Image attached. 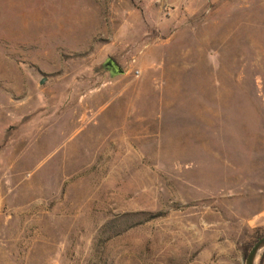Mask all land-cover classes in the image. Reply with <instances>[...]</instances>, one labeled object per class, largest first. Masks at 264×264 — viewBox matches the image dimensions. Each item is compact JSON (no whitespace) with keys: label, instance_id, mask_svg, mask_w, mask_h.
<instances>
[{"label":"rangeland","instance_id":"rangeland-1","mask_svg":"<svg viewBox=\"0 0 264 264\" xmlns=\"http://www.w3.org/2000/svg\"><path fill=\"white\" fill-rule=\"evenodd\" d=\"M262 235L264 0H0V264H244Z\"/></svg>","mask_w":264,"mask_h":264},{"label":"water","instance_id":"water-1","mask_svg":"<svg viewBox=\"0 0 264 264\" xmlns=\"http://www.w3.org/2000/svg\"><path fill=\"white\" fill-rule=\"evenodd\" d=\"M109 68L110 76L123 73V70L110 58L103 62ZM264 252V235H262L249 249L244 264H257L260 255Z\"/></svg>","mask_w":264,"mask_h":264},{"label":"flooded vegetation","instance_id":"flooded-vegetation-1","mask_svg":"<svg viewBox=\"0 0 264 264\" xmlns=\"http://www.w3.org/2000/svg\"><path fill=\"white\" fill-rule=\"evenodd\" d=\"M106 69H108V71H109V68L108 67H105Z\"/></svg>","mask_w":264,"mask_h":264},{"label":"trees","instance_id":"trees-1","mask_svg":"<svg viewBox=\"0 0 264 264\" xmlns=\"http://www.w3.org/2000/svg\"><path fill=\"white\" fill-rule=\"evenodd\" d=\"M258 239H259V238H258ZM258 239H257V240H258ZM257 240H256V241H257Z\"/></svg>","mask_w":264,"mask_h":264}]
</instances>
